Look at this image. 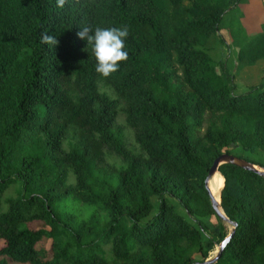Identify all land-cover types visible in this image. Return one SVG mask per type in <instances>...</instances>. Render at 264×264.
I'll use <instances>...</instances> for the list:
<instances>
[{
  "label": "trees",
  "instance_id": "16d2710c",
  "mask_svg": "<svg viewBox=\"0 0 264 264\" xmlns=\"http://www.w3.org/2000/svg\"><path fill=\"white\" fill-rule=\"evenodd\" d=\"M247 3L0 0V264L208 260L228 236L206 189L215 160L264 168V77L239 92L222 35L237 73L264 61V26L242 33ZM83 24L129 29V59L108 78ZM219 171L237 228L216 264H264V177ZM75 201L90 214L59 209Z\"/></svg>",
  "mask_w": 264,
  "mask_h": 264
},
{
  "label": "clouds",
  "instance_id": "9594fccd",
  "mask_svg": "<svg viewBox=\"0 0 264 264\" xmlns=\"http://www.w3.org/2000/svg\"><path fill=\"white\" fill-rule=\"evenodd\" d=\"M73 3H80V0H56L59 8ZM80 28L77 36L91 46L96 58L95 71L105 78L119 71L121 62H127L129 59V53L125 50V41L129 35L128 27L93 28L90 24H83ZM41 43L55 47L59 41L44 33L41 35Z\"/></svg>",
  "mask_w": 264,
  "mask_h": 264
},
{
  "label": "crops",
  "instance_id": "0c3cea01",
  "mask_svg": "<svg viewBox=\"0 0 264 264\" xmlns=\"http://www.w3.org/2000/svg\"><path fill=\"white\" fill-rule=\"evenodd\" d=\"M240 24L242 28H245L242 32L244 36L253 38L262 33L264 26V0H248V3L244 6V11H242ZM226 42L231 44V52L227 58L230 64L235 66L233 71L236 74V87L241 88L239 92L244 93L249 87L262 81L264 77V61L260 60L252 67H244L237 73L238 61L236 51L238 48H235L228 39H226Z\"/></svg>",
  "mask_w": 264,
  "mask_h": 264
},
{
  "label": "water",
  "instance_id": "95a60500",
  "mask_svg": "<svg viewBox=\"0 0 264 264\" xmlns=\"http://www.w3.org/2000/svg\"><path fill=\"white\" fill-rule=\"evenodd\" d=\"M224 164L234 165V166L240 167L244 170L257 173V174L264 177V168L259 167V166L254 165V164H251L248 161H246L242 158H239L237 156L230 155V154H223L222 156H220L219 158H217L215 160L213 166L210 169L209 176L206 180V189L208 190V193H209V196H210L211 202H212V207H213L216 215L223 222L230 224L232 229H231V232L228 234V236L224 239V241L219 245V250H218L216 256L212 259L206 260L204 263H197V264H216L221 259L222 255L225 251V248L227 247V245L229 244V242L233 238V236L235 234V230L237 228V224L235 222H232L229 220V218L226 216V214H225V212L221 206L222 191H223L224 187L220 193V201H218L215 197V194L212 192V189L210 186V183L213 180V178L217 174H221L219 171V168Z\"/></svg>",
  "mask_w": 264,
  "mask_h": 264
},
{
  "label": "rangeland",
  "instance_id": "374dc122",
  "mask_svg": "<svg viewBox=\"0 0 264 264\" xmlns=\"http://www.w3.org/2000/svg\"><path fill=\"white\" fill-rule=\"evenodd\" d=\"M243 29H245V28H243ZM228 29H226V30H224L223 32H222V35L226 38V39H228V41L230 42H232V40L230 39V35H229V30L227 31ZM119 122H120V124L121 125H124V118L123 117H121L120 118V120H119ZM127 133H130V131H127ZM131 142H132V134H131ZM21 191V187H20V185L19 186H16V187H14V188H12V189H10L7 193H6V195H9V194H12V195H17V193L18 192H20ZM169 200H170V202L175 206V208H176V210H177V212L178 213H180L182 216H184V217H186L187 218V215H186V212L184 211V209L176 202V201H174L173 199H171V198H169ZM152 204H153V211H152V214L153 215H155L157 212H158V210H159V201L157 200V198L155 199V197L154 198H152ZM62 212H68V211H70V212H74V213H76V214H79V213H84V214H90V212L92 211V209L91 210H89L86 206H84V205H82V204H80L79 202H69V203H67L65 206H64V204H62V206H60V208H59ZM190 220V219H189ZM191 221V220H190ZM215 221V220H214ZM192 222V221H191ZM223 225H224V227H225V229H226V231L228 232V234L231 232V229H232V227H231V225L230 224H227V223H225V222H223ZM221 244V243H220ZM220 244H217L216 246H215V248H214V250L212 251V252H210V254H209V258H208V260L209 259H212V258H214L215 256H216V254H217V252H218V250H219V245ZM49 246V241H48V243H47V247Z\"/></svg>",
  "mask_w": 264,
  "mask_h": 264
},
{
  "label": "bare ground",
  "instance_id": "6f19581e",
  "mask_svg": "<svg viewBox=\"0 0 264 264\" xmlns=\"http://www.w3.org/2000/svg\"><path fill=\"white\" fill-rule=\"evenodd\" d=\"M224 177L221 174H217L210 183L212 192L215 194V197L220 201V193L224 187Z\"/></svg>",
  "mask_w": 264,
  "mask_h": 264
}]
</instances>
